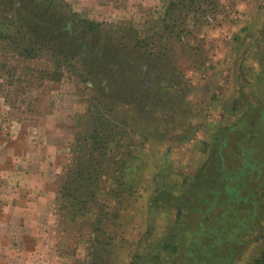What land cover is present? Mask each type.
Segmentation results:
<instances>
[{
  "label": "rangeland",
  "instance_id": "rangeland-1",
  "mask_svg": "<svg viewBox=\"0 0 264 264\" xmlns=\"http://www.w3.org/2000/svg\"><path fill=\"white\" fill-rule=\"evenodd\" d=\"M171 1L56 0L64 6L58 11L98 24L103 35L134 37L141 54H163L153 96L120 104L112 114L70 68L58 77L51 55L24 59L0 39V134L24 137L30 152L25 174L10 178L23 184L30 210L17 216L3 208L16 198L0 199V216L24 223L12 220L11 236L7 226L0 228L3 253L9 240L29 264L209 262L212 237L190 233L210 204L199 202L189 184L219 171L213 162L218 156L226 172L237 170L243 158L264 157V121L258 126L264 119V0H218L182 41L165 27L172 22ZM4 22L0 32L12 34ZM103 115L112 122L104 136L121 135L108 139L102 157L93 136ZM240 118L247 123H237L232 133ZM216 173L221 193L227 175ZM164 186L184 194L186 202L162 198ZM7 187L0 178V195ZM219 214L218 207L209 212ZM233 218L239 220L238 214ZM171 237L174 249H167ZM238 240L231 264H252L264 254V232L253 225Z\"/></svg>",
  "mask_w": 264,
  "mask_h": 264
},
{
  "label": "trees",
  "instance_id": "trees-1",
  "mask_svg": "<svg viewBox=\"0 0 264 264\" xmlns=\"http://www.w3.org/2000/svg\"><path fill=\"white\" fill-rule=\"evenodd\" d=\"M60 6L64 9L56 0H0L1 25L6 21V24H11L8 27L14 29L12 34L0 32V39L10 41L18 55L24 59H35L44 53L51 55L58 77H61L65 68H70L97 94L96 98L104 113L112 114L115 107L123 103L138 105L141 98L147 100L153 96L157 64L161 62L163 54H141L139 39L127 36L123 37L125 41H121L116 35H103L98 24L58 11ZM216 8L218 0H173L168 7L172 22L165 27L170 33L174 32V38L182 41L186 34L193 33V28L201 19H207L206 16ZM259 101L262 107L264 97ZM130 113L135 115L134 111ZM98 120L101 129L95 132L93 139L98 140L97 148L103 157L108 139L114 141L121 133L119 130L105 137L104 133L112 122L106 120L104 115ZM263 121L264 119L259 121L258 126H262ZM122 123L125 124L123 121ZM237 123L245 124L247 120L240 118L229 129ZM234 132L233 128L232 133ZM259 147L264 151V145L259 144ZM222 159V156L213 159L222 173L227 175L220 182L221 193L216 190L219 180L216 172L220 173V170L210 172L211 175L216 173V177L199 174L189 184L197 192L194 193L195 196L200 195L199 202L210 204L202 215L204 222L200 221L199 229L190 233L191 236L212 237V250L206 254L209 261L206 264H231L232 244L239 243L238 238L248 236L251 225L264 232L261 224L264 214V157L252 158L253 161L243 158L241 166L230 172L224 170ZM102 164V161L96 162L97 166ZM161 191L162 198H171L170 200H176L179 204L186 202L184 194H175L170 187H161ZM189 199L194 201L192 195ZM247 202L252 204L251 208L245 207ZM212 207L220 209L218 216L209 215ZM237 214L239 220L236 221L233 216ZM170 236H175L174 232ZM222 241L225 244L220 246ZM201 242L202 239L200 244ZM169 247L173 248L172 237L168 240L167 249ZM252 264H264V254Z\"/></svg>",
  "mask_w": 264,
  "mask_h": 264
},
{
  "label": "crops",
  "instance_id": "crops-1",
  "mask_svg": "<svg viewBox=\"0 0 264 264\" xmlns=\"http://www.w3.org/2000/svg\"><path fill=\"white\" fill-rule=\"evenodd\" d=\"M23 138L24 137H20L16 139L11 135L3 137V135L0 134V178H3L6 185L8 184L7 188H10L9 192L7 190H3L2 195H0V199L8 198V200H10L14 196L16 200L12 203L8 202V204H6L8 207L3 205V208H11L18 211L19 214L15 213L17 216H24L22 213H28L30 210V203L27 202L29 198H25V193L22 188L23 184L22 186H19L21 181H10V178L18 177L17 175L23 176L25 174V169L23 168L25 167V160L30 158V152L26 148L28 142H26V139ZM16 171L17 173L14 174ZM1 190L2 189H0V192ZM12 220L17 223V226H24L21 218L11 217L7 219L4 216H0V228L4 225L7 226L5 232H7L6 235L8 236H11L7 230H9V228H13L10 224ZM13 236H15V234H13ZM16 249L18 248H15L14 241L10 242L8 240L6 249L7 252L3 253V250H0V264L1 262H6L7 264H29V261L26 258L24 260L23 258L18 257Z\"/></svg>",
  "mask_w": 264,
  "mask_h": 264
}]
</instances>
